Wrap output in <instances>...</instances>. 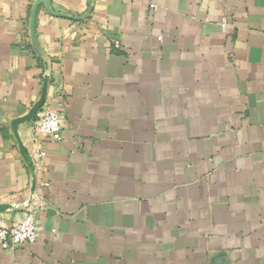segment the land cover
<instances>
[{"label": "crops", "instance_id": "obj_1", "mask_svg": "<svg viewBox=\"0 0 264 264\" xmlns=\"http://www.w3.org/2000/svg\"><path fill=\"white\" fill-rule=\"evenodd\" d=\"M3 204L0 264H264V0H0Z\"/></svg>", "mask_w": 264, "mask_h": 264}, {"label": "built area", "instance_id": "obj_2", "mask_svg": "<svg viewBox=\"0 0 264 264\" xmlns=\"http://www.w3.org/2000/svg\"><path fill=\"white\" fill-rule=\"evenodd\" d=\"M34 130L51 141H60L62 139V126L58 112L49 102L43 103L35 122ZM44 154L45 151L40 149L35 152L34 158L39 161L44 157ZM43 185H48V183L44 182ZM26 209L25 215L15 224L0 226V247L2 249H13L36 241L35 213L33 209Z\"/></svg>", "mask_w": 264, "mask_h": 264}, {"label": "water", "instance_id": "obj_3", "mask_svg": "<svg viewBox=\"0 0 264 264\" xmlns=\"http://www.w3.org/2000/svg\"><path fill=\"white\" fill-rule=\"evenodd\" d=\"M46 78H47V77H45L44 83L46 82ZM43 101H44V96H42V98L40 99V102H39V104L36 106V108H37L38 106L40 107L41 104L43 103ZM36 108H33L31 111H29V112H27L26 114H24V115L22 116V118H27V117H29L32 113H34V111H35ZM23 155H24V158L28 161V164H29L30 166H32V161H31L30 157L28 156L27 150L24 149V148H23ZM34 185H35V177H34V179H33V185H32V187H31V190H34ZM6 207H8V205H6V204L0 205V209H4V208H6Z\"/></svg>", "mask_w": 264, "mask_h": 264}]
</instances>
